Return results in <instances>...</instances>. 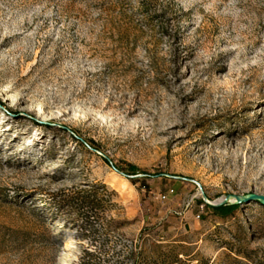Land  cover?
<instances>
[{"label":"rangeland","instance_id":"1","mask_svg":"<svg viewBox=\"0 0 264 264\" xmlns=\"http://www.w3.org/2000/svg\"><path fill=\"white\" fill-rule=\"evenodd\" d=\"M188 179L264 195V0H0V264L264 255Z\"/></svg>","mask_w":264,"mask_h":264},{"label":"trees","instance_id":"2","mask_svg":"<svg viewBox=\"0 0 264 264\" xmlns=\"http://www.w3.org/2000/svg\"><path fill=\"white\" fill-rule=\"evenodd\" d=\"M109 163L107 158H105ZM78 200V199H77ZM214 210L220 212L226 218L233 217L236 210L241 206L240 204H226L221 206H211ZM155 251H153V255H145L142 254L141 259L137 262V264H178L181 260L178 254L174 253V251H169L168 253L163 251V246L156 243L154 244ZM230 250L234 252L233 247H230ZM239 256L246 258L249 262L244 264H264V255H259L257 250H249V251H237ZM208 264V263H205Z\"/></svg>","mask_w":264,"mask_h":264},{"label":"water","instance_id":"3","mask_svg":"<svg viewBox=\"0 0 264 264\" xmlns=\"http://www.w3.org/2000/svg\"><path fill=\"white\" fill-rule=\"evenodd\" d=\"M114 169L116 171H118L119 173H121L122 175L128 177V178H133L135 176H142L144 174H140V175H129L123 171H120L119 169H117L115 166H113ZM194 183H196L199 188H200V191L202 193V197H203V200L206 204H209L211 206H221V205H226V204H234V203H237V204H243V203H249L251 201H255V200H258L260 201L262 204H264V195H259V194H252L250 196H245V195H237V194H228L224 197V199L218 203H214L212 202L211 200H209L208 196L205 194L204 192V188L202 186V184L200 182H198L197 180H194V179H188Z\"/></svg>","mask_w":264,"mask_h":264},{"label":"built area","instance_id":"4","mask_svg":"<svg viewBox=\"0 0 264 264\" xmlns=\"http://www.w3.org/2000/svg\"><path fill=\"white\" fill-rule=\"evenodd\" d=\"M174 191H175V190L172 188V189L169 190L168 193L162 194L161 197H162L163 199H165V198H167V197L169 196V194L174 193ZM200 206H201V208H204V207H205V204L203 203V204L200 205ZM199 217H200V215H198V218H199Z\"/></svg>","mask_w":264,"mask_h":264},{"label":"bare ground","instance_id":"5","mask_svg":"<svg viewBox=\"0 0 264 264\" xmlns=\"http://www.w3.org/2000/svg\"><path fill=\"white\" fill-rule=\"evenodd\" d=\"M199 193L202 194L200 190H199ZM223 199H224V198H223ZM223 199L218 200V201H216V202H214V203H218V202L222 201Z\"/></svg>","mask_w":264,"mask_h":264}]
</instances>
